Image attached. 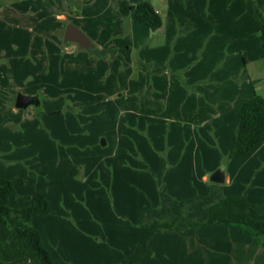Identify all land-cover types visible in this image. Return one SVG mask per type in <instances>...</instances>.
Returning <instances> with one entry per match:
<instances>
[{
  "label": "rangeland",
  "instance_id": "1",
  "mask_svg": "<svg viewBox=\"0 0 264 264\" xmlns=\"http://www.w3.org/2000/svg\"><path fill=\"white\" fill-rule=\"evenodd\" d=\"M141 1H94L83 5L86 17L72 19L95 42H112V49L71 42L66 50L65 24L20 20L47 43L21 51L20 67L27 69L16 75L21 87L1 93L9 111L0 116V175L22 179L13 205L47 194L50 213L31 225L61 264H105L109 223L126 225L132 235L148 225L153 206L143 199L145 181L162 186L166 167L179 163L157 168L146 157L178 158L193 148L196 134L199 154L207 143L217 158L212 173L239 160L223 139L237 127L242 102L264 95V42L253 13L262 14L263 6L256 0H244V7L236 0H148L161 8L159 31L134 21L131 6ZM30 4L35 1L0 0L4 14ZM17 92L36 95L40 104L11 111ZM171 176L170 185L176 182ZM196 186L224 187L211 181Z\"/></svg>",
  "mask_w": 264,
  "mask_h": 264
},
{
  "label": "crops",
  "instance_id": "2",
  "mask_svg": "<svg viewBox=\"0 0 264 264\" xmlns=\"http://www.w3.org/2000/svg\"><path fill=\"white\" fill-rule=\"evenodd\" d=\"M33 1H35V4H30L24 12L14 5L11 10L7 11V14H4L3 9L0 8V99H2L1 93L3 94L4 91L8 90L13 93L21 87L16 80V75H21L25 70L27 71L26 67H20L19 61L24 57L21 51L35 49L37 45L47 43V40H42L41 37L37 38L33 35L34 30L30 23L22 24L20 20L25 17H34L40 23L55 18L59 25L65 24L64 28L68 23L73 22L83 30L80 22L78 21L79 24H77L72 19L82 20L86 17L83 10L87 8L83 5L87 4L88 7H91L92 3L98 0ZM191 1L194 4L197 2V0H189L188 3L190 4ZM256 1L259 7L263 6L261 7L262 14H259V10L256 11L264 21V0ZM220 2H223V0H220ZM236 2L243 7L245 6L244 0H236ZM152 4L159 13L162 12L157 4ZM59 25L56 29L61 27ZM26 26H28V29L24 30ZM162 26L157 31L162 30ZM111 32L114 33V31ZM22 34L26 36L23 40ZM92 41L97 50L114 48V44L111 45L112 42L104 47L99 42H95L93 39ZM21 44L25 46L22 47ZM66 45L65 49L68 50L69 43H66ZM6 105L4 100H0V116L9 111V106ZM15 107L18 108L16 102L11 111H16ZM222 112L216 114L215 119H220ZM192 123H190L191 130L196 131L198 123ZM205 123L206 120L199 122L200 129L204 130ZM236 128L234 126L233 132L230 131L228 137L219 139L218 145L220 148L223 149V142L221 141L223 139L224 149H230L236 138ZM180 145H183V143ZM205 145L202 155L199 154L200 143H198L197 136L194 134L192 150L188 146L182 155L179 154L178 158L170 157V155L168 159L159 155L145 158L147 163H156L157 168L160 163L165 161L179 164L167 166L163 175L158 173V181H160V175H162L163 181L165 180L162 186L158 182L156 186L153 178L152 181L150 179L145 181L148 186L143 188V199L146 201L150 199L153 206V213L146 224L149 225L158 221L168 223L172 227H162L149 237L147 252L139 264H264L263 232L234 222L221 221L205 224L209 218L212 205L228 195L243 194L254 203H264V144L257 151L247 156L237 157L233 155L235 158L240 159H231L227 167L222 169L225 172L224 182H214L210 179L218 161H216L217 158L213 153L212 155L209 154V144L205 143ZM213 146L214 144H212ZM126 162V160L123 161V165L131 170ZM259 169L262 170L254 173ZM260 172L261 174H259ZM244 173H247L248 178L245 179L244 176H241ZM128 174L129 177H132V171H129ZM170 175L178 185L166 183V179ZM209 181L224 187L196 186L198 182L205 185ZM164 186H167V188ZM109 230L110 235L107 243L109 248L113 249L109 250L107 248L110 255L109 259L105 260V264H119L129 260L136 251L142 236V229H137L138 233L132 235L131 232H128L126 225L109 223ZM44 245L54 259L51 250L45 243Z\"/></svg>",
  "mask_w": 264,
  "mask_h": 264
},
{
  "label": "trees",
  "instance_id": "3",
  "mask_svg": "<svg viewBox=\"0 0 264 264\" xmlns=\"http://www.w3.org/2000/svg\"><path fill=\"white\" fill-rule=\"evenodd\" d=\"M135 22L145 24L152 30L163 25L162 15L153 4L144 0L131 6ZM253 13L259 23L264 42V22L257 12ZM236 138L230 153L237 157L247 156L264 144V95L255 93L240 106ZM21 178H8L0 175V264H61L54 260L45 247L40 232L31 225L34 217L50 213V201L45 192L34 195L27 206L11 204L17 195V185ZM264 213V203H254L243 194H232L212 205L205 224L226 221L241 223L264 233V218L255 214ZM28 226H18V222ZM162 227H172L168 223L155 221L143 228L142 237L132 258L119 264H139L147 252L149 237Z\"/></svg>",
  "mask_w": 264,
  "mask_h": 264
},
{
  "label": "water",
  "instance_id": "4",
  "mask_svg": "<svg viewBox=\"0 0 264 264\" xmlns=\"http://www.w3.org/2000/svg\"><path fill=\"white\" fill-rule=\"evenodd\" d=\"M64 42H75L87 49H92L94 47V43L88 34L73 22L68 23L65 27ZM31 104H40V100L36 95L26 93L18 94L16 100V106L18 108H26ZM103 143L105 144V140H103ZM210 179L214 182H224L225 172L222 169H218L211 174Z\"/></svg>",
  "mask_w": 264,
  "mask_h": 264
},
{
  "label": "flooded vegetation",
  "instance_id": "5",
  "mask_svg": "<svg viewBox=\"0 0 264 264\" xmlns=\"http://www.w3.org/2000/svg\"><path fill=\"white\" fill-rule=\"evenodd\" d=\"M12 264H15V263H12ZM22 264H29V262H24V263H22Z\"/></svg>",
  "mask_w": 264,
  "mask_h": 264
}]
</instances>
